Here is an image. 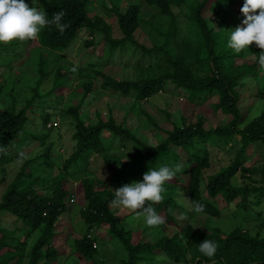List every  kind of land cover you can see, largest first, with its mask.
Returning a JSON list of instances; mask_svg holds the SVG:
<instances>
[{
  "label": "trees",
  "instance_id": "obj_1",
  "mask_svg": "<svg viewBox=\"0 0 264 264\" xmlns=\"http://www.w3.org/2000/svg\"><path fill=\"white\" fill-rule=\"evenodd\" d=\"M37 7L48 13L49 19L54 12L63 10L65 16L62 23L69 27L61 34L54 25L42 30L38 38L40 45L50 49H66L82 31L89 38L84 40V45L92 46L93 37L101 38L102 43L109 49L124 46L126 43L139 48L142 54H150L156 58L159 71L155 75L143 74L138 79H115L104 75L101 70H92L101 76L100 87L125 97H132L138 101L148 99L154 94L163 91L167 83L174 85L176 89L185 92L191 101L208 98L217 95L214 107L229 116L226 123L215 127L204 128L203 119L197 118L193 124L173 123L170 130L160 142L148 145L144 140L135 137L129 126L123 122L117 123L113 116L106 118L96 113L95 121H87L81 115V104L88 93L94 88L93 81L80 83V101L76 104L63 106V100L57 104L60 111L50 113L44 110L40 117L42 124H46L52 115L61 119L70 118L74 131L72 152L63 162L62 171L56 175H44L42 170L28 169L27 162H23L18 173L8 185L0 202V212L6 211L17 217L25 226L20 232L27 237L34 232L36 238L29 253V264H40V258L55 259L57 249L51 246V239L57 229L58 219L66 211V201L72 196L65 185V178L81 179L79 169L74 167L94 153L102 155L103 160L111 167L114 164L121 165V170L131 162H123L119 159H111L104 151L105 146L112 144L113 140L119 143L127 138L135 141L141 148L135 155L134 161L144 162L146 167L158 169L161 166L175 168L172 161L180 160V153L171 149L181 148L186 153V159L174 181L164 185V200L155 204L158 214L163 213L164 224L174 227L173 233L165 234L159 231L156 237L145 239V232L140 233L139 239L132 241V230L127 228L125 216L114 213L110 202L114 199L113 186L96 188L93 177L82 178L83 195L85 203L79 208L78 213L84 225V232L74 238V252L80 256L93 260L97 252L93 247L95 237H88L89 231L94 226L105 225L109 234L114 237L125 249L126 257L122 264H150L160 260L164 255L167 259L179 263L190 261L191 264H264V236L252 235L247 230L241 231L234 228L226 234L219 231L206 232L195 229L191 223L179 224L173 215L176 206L172 194L178 188H184L186 198L192 208L190 216L196 214L193 210L194 203L199 202L204 206L202 213L208 217L218 216L221 208L217 205L216 198L221 197L226 204H231L240 198L242 204L253 197L257 204L264 195V186L249 184L233 185L232 178L241 171L243 178H248L253 168L244 166L245 156L250 150V145L259 143L264 147V111L248 121L242 127L243 119L238 102L243 94L244 83L240 79L245 76H256L263 68L258 62L259 49L252 47V60L236 63V58H242L245 51L236 54L227 47L231 31L215 32L214 28L207 24L203 16L207 0H143V3L154 10V13L146 19L141 16L140 6L130 4L124 12L117 6L104 7V13L114 15V21L109 22L105 16L90 15L87 11L89 0H35ZM237 0H214L211 5L214 10L220 11L226 7H233ZM244 0H241V10ZM186 4L184 15L189 18V34L176 36V20L172 6ZM187 14L189 17H187ZM109 17V16H108ZM147 30L150 46L144 45L136 39L134 33L137 29ZM114 29L119 36L114 37ZM43 76V75H42ZM88 74L80 73V78L88 77ZM45 76L39 78L43 80ZM66 79V80H65ZM52 85L47 91L51 94L58 88H67V76L57 73L53 75ZM69 83V81H68ZM40 84V83H39ZM3 85H0V98ZM73 94H77L76 91ZM1 100V99H0ZM33 97L25 101L21 108L0 107V148L6 152H0V168L14 160L12 150L17 149V144L30 139L39 140L44 144L49 138L52 128H46V133L35 135L27 130L28 117L26 111L32 106ZM108 111L109 108H107ZM154 125H157L152 121ZM50 127V126H49ZM107 134V135H106ZM235 136H239L236 139ZM212 139H220L224 144L239 146L234 159L229 165L220 168L204 181V172L210 165L209 152L206 143ZM213 142V141H212ZM51 144L43 152L48 158ZM12 151V152H11ZM48 168L55 165L52 161H45ZM37 171V173H36ZM261 180L264 181V168L261 169ZM247 172V175L244 173ZM82 174V173H81ZM142 181V180H141ZM184 181V182H183ZM39 189L41 191H39ZM206 192V195H204ZM69 197V198H68ZM15 231H5L0 228V264H9L12 260H20L26 241L16 237ZM205 239L217 243L216 255L209 259L203 256L198 248ZM45 250H42L43 247Z\"/></svg>",
  "mask_w": 264,
  "mask_h": 264
},
{
  "label": "rangeland",
  "instance_id": "obj_2",
  "mask_svg": "<svg viewBox=\"0 0 264 264\" xmlns=\"http://www.w3.org/2000/svg\"><path fill=\"white\" fill-rule=\"evenodd\" d=\"M214 0H207L203 10V16L208 25L214 28L215 32H224L235 30L237 26H242L245 19L240 11L239 4L241 0H237L233 7H226L220 11L214 10L211 3ZM30 6L33 0H25ZM130 4H138L140 13L145 19L154 13V10L143 3V0H89L87 11L90 15L105 16L109 22L114 21V15H106L104 7L110 8L117 6L122 10ZM176 20V36L182 37L189 34V18L184 15L186 4L182 6H172ZM187 17L189 15L187 14ZM138 42L150 46V39L147 30L139 28L134 33ZM114 37H118L119 33L114 29ZM89 36L82 31L73 40L66 49H50L40 45L38 39L25 43L12 42L9 44L0 43V85H3L0 107L21 108L25 101L33 97L32 106L27 109L26 122L27 130L35 135L46 133V128L52 131L45 143L39 140L30 139L17 144V149L12 150L14 158L9 164L0 168V202L8 185L18 173L23 162H27L28 169H39L44 175H56L58 170L62 171L63 162L72 152L74 141L72 133L74 127L70 118L61 119L52 115L50 121L43 126L41 113L46 110L50 113L60 111L57 107L58 103L67 106L68 104H76L80 101V83L82 81H93L94 88L84 98L80 112L82 116H86L87 121H95L96 113L106 118L107 115L113 116L117 123L125 122L135 137L144 140L148 145H154L160 142L166 133L170 130L173 123L193 124L197 118L203 119L204 128L215 127L226 123L229 116L214 107L217 95L213 94L208 98H201L199 101H191L187 94L182 90H178L173 84L167 83L163 91H160L148 99L138 101L132 97H125L117 93L100 87L101 76L96 75L92 70H101L106 75L115 79H138L143 74L155 75L159 71L156 64V58L150 54H142L139 48L130 43L124 46L109 49L104 45L101 38L93 37V45L85 46L84 40ZM252 47L245 50L242 58H236V63L252 60ZM88 74V77L80 78V73ZM57 73L67 76V88H58L51 94L47 91L52 85H57L58 81L53 82V75ZM43 80L39 78L43 77ZM66 80V79H65ZM244 83L243 94L240 97L238 105L242 114V127L248 121L258 116L264 111V67L256 76H245L240 79ZM40 83V84H39ZM76 91L77 94H73ZM110 111H108V109ZM154 121L157 125H154ZM50 126V127H49ZM107 135V134H106ZM239 139V136H235ZM213 141V142H212ZM206 143L209 152L210 165L204 172V181L211 174L217 172L220 168L232 163L235 152L239 146L237 140L235 145L230 143L224 144L220 139H212ZM48 144H51L48 158L43 156L44 150ZM171 149L180 153V160L172 161L173 166H182L186 159V153L181 148ZM141 148L133 140L124 138L120 141L113 140L112 144L105 146L104 151L111 159H119L120 161L131 162L125 165L121 170L119 164L112 167L103 160V156L94 153L85 159L81 165L74 167L79 169L80 176L93 177L96 188H104L105 186H113L115 189L130 184L133 181L140 182L143 174L148 171L146 164L138 160L134 161L135 155L140 152ZM23 153V157H21ZM248 158L244 162V166L248 168L254 167V172L249 173L248 178L241 176L239 171L232 178L233 185L249 184L264 186L261 180L264 168V147L259 143L250 145V150L245 154ZM52 161L55 167H46L45 161ZM37 173V171H36ZM241 173V174H240ZM247 175V172L244 173ZM81 178V179H82ZM81 179L65 178V185L72 196L66 201V211L60 215L58 219L57 229L51 239V246L57 249L55 259L48 260L46 257L40 258V264H122L121 260L126 257V251L123 246L108 232L105 225L94 226L89 231L90 237H95L96 254L93 260L86 259L74 252L73 240L84 232V225L78 213L80 207L85 203L83 195V186ZM171 181H174L171 180ZM184 182V181H183ZM39 191H41L39 189ZM206 195V192H204ZM172 197L180 206H176L173 215L179 224L185 225L191 223L195 229L204 230L206 232L219 231L226 234L234 228L241 231L247 230L252 235L258 234L264 236V195L260 197L257 204H254V198L251 196L247 199V206L244 207L240 198L234 200L231 204H226L221 197L216 198L217 205L221 208L218 216L208 217L203 214H194L190 216L192 208L186 198L184 188L176 189ZM114 213L119 216H125L127 228L132 230V241L139 239L140 233L145 232V239L156 237L161 230L165 234L173 233L174 227L164 224L157 227H148L143 220L133 218V214L123 209L113 208ZM164 218L163 213L159 214ZM23 223L6 211L0 212V228L5 231H15L16 237L21 241H26L22 258L20 260H12L9 264H29V253L36 238L34 232L27 237L25 233L18 231L24 229ZM18 230V231H17ZM88 236V237H89ZM44 246L42 250H45ZM160 260L150 264H191L190 261H181L175 263L167 259L164 255L158 257Z\"/></svg>",
  "mask_w": 264,
  "mask_h": 264
},
{
  "label": "clouds",
  "instance_id": "obj_3",
  "mask_svg": "<svg viewBox=\"0 0 264 264\" xmlns=\"http://www.w3.org/2000/svg\"><path fill=\"white\" fill-rule=\"evenodd\" d=\"M240 11L245 19L242 26H237L231 31L227 47L236 54L253 46L258 48V62L264 67V0H244ZM64 16L65 12L61 10L52 13L49 19L45 10L36 6L30 7L25 0H0V43L35 41L42 30L52 25L63 34L69 27L68 24L62 23ZM0 152H6V149L0 148ZM20 155L23 157V153ZM179 171L180 166L149 168L143 174L142 181H133L116 189L110 206L126 210L133 214L134 219H142L148 227L163 224L164 218L156 212L153 205L163 202L164 185L173 180ZM193 210L202 213L204 206L196 202ZM217 249V243L209 239L202 241L198 248L199 252L209 259L216 255Z\"/></svg>",
  "mask_w": 264,
  "mask_h": 264
},
{
  "label": "built area",
  "instance_id": "obj_4",
  "mask_svg": "<svg viewBox=\"0 0 264 264\" xmlns=\"http://www.w3.org/2000/svg\"><path fill=\"white\" fill-rule=\"evenodd\" d=\"M89 236V235H88ZM96 245H95V243H93V247H95Z\"/></svg>",
  "mask_w": 264,
  "mask_h": 264
}]
</instances>
